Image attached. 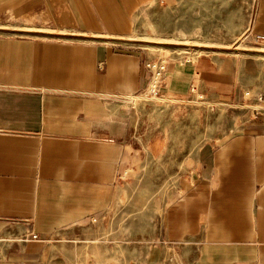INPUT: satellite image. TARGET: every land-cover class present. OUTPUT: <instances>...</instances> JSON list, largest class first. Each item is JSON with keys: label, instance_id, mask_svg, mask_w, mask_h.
<instances>
[{"label": "crops", "instance_id": "1", "mask_svg": "<svg viewBox=\"0 0 264 264\" xmlns=\"http://www.w3.org/2000/svg\"><path fill=\"white\" fill-rule=\"evenodd\" d=\"M153 1L0 0V264H264V111L244 101L264 96V42L168 60L162 95L195 86L224 109L161 150L183 157L165 178L140 163L139 107L125 101L148 84L133 35ZM249 18L248 36L264 37V0ZM150 172L154 213L133 215L148 204L132 202L134 178ZM137 235L143 253L117 254Z\"/></svg>", "mask_w": 264, "mask_h": 264}, {"label": "rangeland", "instance_id": "2", "mask_svg": "<svg viewBox=\"0 0 264 264\" xmlns=\"http://www.w3.org/2000/svg\"><path fill=\"white\" fill-rule=\"evenodd\" d=\"M253 4L255 0H155L140 14L133 37L147 41L140 45L146 50L148 59L162 58L167 63L169 59L194 60L213 53L230 54L252 49L258 47L247 31ZM132 97L126 98L125 101L128 105L139 107L133 146L143 148L141 164L149 165L153 170L157 165L163 164L164 168L169 170L168 173L164 172L165 178L177 175L172 166L179 163L183 157H163L160 155L161 150L166 154L178 144L180 148H185L187 141L182 138L189 130L201 128V131H207L212 125L211 120L206 127L200 125L204 114H210L214 118V126L215 119L224 109L223 104L208 97L205 101L213 104L212 108L203 104L205 101H195L194 98L177 101L162 95L161 98L146 101L143 96ZM231 110L236 109L228 108V111ZM191 111L193 113L188 115ZM178 134L182 136L180 141L177 140ZM158 175L150 172L145 178H134V181L138 182L131 190L132 202L138 204L137 202L142 200V203L148 204H133V215H138L141 209L142 213L145 212L146 208L148 216L154 213L151 202H154L157 192H162L161 186L156 188ZM150 183L153 188H150ZM167 184L165 181L163 188H166ZM145 191L148 194H145ZM129 223L134 226L138 222L133 220ZM133 231L137 232L135 227ZM142 239L144 238L138 235L126 241L123 238L117 243V254L123 256V247L132 250L129 256L137 255L135 251L138 255L139 252L143 253L145 244Z\"/></svg>", "mask_w": 264, "mask_h": 264}, {"label": "built area", "instance_id": "3", "mask_svg": "<svg viewBox=\"0 0 264 264\" xmlns=\"http://www.w3.org/2000/svg\"><path fill=\"white\" fill-rule=\"evenodd\" d=\"M254 40L256 42H264V37L256 36ZM144 66L149 73V79L145 91L138 96H143L146 101L153 100L156 98H161L162 97L161 90L164 84V76L167 69V61L162 58L147 59L144 62ZM190 91L193 95V97L191 98H194L195 101L206 100V96L203 93L197 92L195 86H192ZM244 97H245L244 101L246 104V108L251 109L254 114L264 111V96L262 95L250 96L249 93H245ZM132 98H137V96H133ZM190 102H192V99H190ZM203 104L209 106V108H212L213 106V104H210L209 102L206 101ZM13 240H15V238ZM17 240L18 241L39 240V238L36 234H30L27 237H21ZM4 241L10 242V239Z\"/></svg>", "mask_w": 264, "mask_h": 264}]
</instances>
